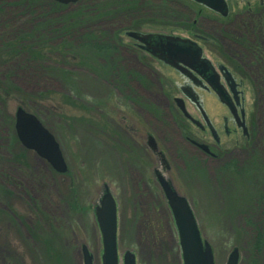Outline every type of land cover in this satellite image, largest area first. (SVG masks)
Listing matches in <instances>:
<instances>
[{"label":"rangeland","instance_id":"1","mask_svg":"<svg viewBox=\"0 0 264 264\" xmlns=\"http://www.w3.org/2000/svg\"><path fill=\"white\" fill-rule=\"evenodd\" d=\"M128 1L137 2L139 11L135 16L141 15V24L130 28L143 32L153 30L155 26L151 22L156 23L153 20H158L156 11L159 10L150 8L158 1ZM163 3L167 7L166 14H174L177 10L178 16L187 8L193 11L200 8L201 13L195 16L197 22H200V15L211 17L208 25L215 37L224 43V48L230 53L240 54L235 43L221 36V29L214 19L217 15L210 10L189 0H167ZM227 3L231 14L242 0H227ZM119 20L115 24L101 22L96 27L107 33L120 29L122 45H130L132 42L124 32L130 21L126 17ZM166 29L184 34L175 27ZM119 55L117 58L128 70H137V60L140 59L157 72L173 76L171 70L157 65L135 48L125 50L120 47ZM74 61L67 63L70 66L65 65L74 73L70 89L62 79L40 71L37 65L14 68L13 78L20 88L16 94H19L22 107L34 114L54 135L67 171H55L34 151L22 149L19 141L10 150L9 137L14 126L13 129L12 124L0 127V186L2 190L9 191L0 194V213H4L0 216V264H83L82 245L87 246L92 264H102L101 236L93 211L104 184L118 200L119 263L123 253L130 250L135 254L137 264H182L177 231L167 207L132 201L133 196L137 199L140 193L144 194L134 190L133 179L137 175H132L130 179V175L120 169L118 160L110 156L103 135L98 140L91 137V125L96 120L101 126L105 122L99 110L104 108L109 96L115 97L119 93L116 90L117 81L112 82L109 73L100 74L94 68L79 65L77 58ZM115 73L118 76L117 71ZM131 80L130 85L133 84ZM140 80L147 87H157L154 77L148 79L143 74ZM250 81L243 80L245 107L254 115L255 121V132L249 142L243 137H238L235 145L224 142L225 154L217 158L190 159L185 171L175 163L168 174L177 192L189 201L200 234L212 249L214 264H225L233 247L239 252L238 264H264V252L257 254L252 251L248 235V228L256 219L253 214L249 216L251 209L248 210V202L256 201L260 195H256L250 186L237 183V175L222 169L228 158L242 162L249 157L252 149L260 150L264 157V80L260 91H253ZM68 90L73 92L72 95ZM44 92H49L48 97H38ZM204 104L210 112H225L210 96L204 98ZM18 105V100L9 99L4 106L3 112L13 121ZM113 145L117 146L116 143ZM21 150L24 152L22 163L12 159L13 151ZM9 177L16 183L8 181ZM251 184L257 187L255 182ZM246 191H251L248 198ZM161 204H164L163 201Z\"/></svg>","mask_w":264,"mask_h":264},{"label":"flooded vegetation","instance_id":"2","mask_svg":"<svg viewBox=\"0 0 264 264\" xmlns=\"http://www.w3.org/2000/svg\"><path fill=\"white\" fill-rule=\"evenodd\" d=\"M189 1L217 15L214 19L221 29V36L235 43L240 54L230 53L215 37L208 25L211 17L200 15V22H197L195 16L201 13L200 8L197 12L188 8L191 10V24L152 23L155 26L153 30L141 33L187 38L190 41L186 43L188 46L199 48L200 60L192 65L179 62L173 66L152 55L144 48L146 44L143 42L129 37L132 43L122 45V40H118L120 47L144 52L157 65L171 70L173 76L157 72L140 59L137 60V70L124 67L129 79L116 89L119 93L115 97L109 96L104 108L99 110L103 114L104 125L101 126L97 120L91 125L92 139L98 140L103 135L109 154L118 160L120 169L130 175V179L137 175L133 179L134 190L144 194L140 193L137 199L133 196L131 200L150 206L165 205L171 217L158 175L174 188L168 176L173 164L178 163L185 171L190 159L217 158L225 154L224 142L235 145L238 137L249 142L255 132V121L254 115L245 107L243 80H252L253 91H260L264 80V0H242L231 14L225 0L228 7L226 15ZM169 27L181 29L184 34L172 33L166 29ZM119 63L123 67L121 59ZM143 74L148 79L154 77L157 87H147L140 80ZM130 79L133 80L132 85ZM206 96L214 98L225 112L208 111L204 104ZM240 122H244L246 132H243ZM105 186L107 184L103 185L102 192ZM112 195L118 205L117 197ZM179 260L182 263L181 253Z\"/></svg>","mask_w":264,"mask_h":264},{"label":"trees","instance_id":"3","mask_svg":"<svg viewBox=\"0 0 264 264\" xmlns=\"http://www.w3.org/2000/svg\"><path fill=\"white\" fill-rule=\"evenodd\" d=\"M156 3L150 8L153 11L159 10L156 11L158 20H153L156 21L155 24H191V10L188 8L179 12L180 16H178L177 10H171L174 14H166L165 3ZM137 11H139L137 2L128 0H78L73 4H61L54 0H0V125H2L0 127L12 124L13 129L12 117L3 112L5 103L9 99H16L19 104H23L19 94H16L20 88L13 78L14 68H30V65H37L40 71L47 72L56 79H62L70 89L74 73L65 68V65L77 58L79 65L87 69L94 68L100 74L109 73L112 82L117 81V88L123 86L129 78L125 75L127 70L119 66L120 58H117L120 56L118 40L121 39V30L107 33L106 30L96 26H100L101 22L115 24L120 21L119 19L126 17L130 22L125 30L131 29L130 27H134L135 24H141L139 20L141 15L135 16ZM159 14L162 19L159 18ZM199 14L196 13V16ZM197 29H200L199 25ZM68 92L70 95L73 93L71 90ZM48 94L49 92L40 93L38 97L46 98ZM12 132L9 137L10 150L15 143H18L14 129ZM250 151L249 157L242 162L228 158L222 164V169L237 175L239 177L237 183L245 187L250 186L255 190L256 195H260L256 201L248 202V210H252L249 216L252 217L253 214L256 219L251 226L248 224L247 228L250 226L248 235L249 243H252V251L262 254L264 252V157L260 154L262 153L260 150ZM23 153L22 150L13 151L12 159L22 163ZM8 181L16 183L10 177ZM252 182H255L257 187L253 186ZM1 188L0 186V194L7 193V189ZM248 194L251 195V191L247 192L246 197ZM3 215L4 213L1 212L0 216ZM259 260L260 257L257 262Z\"/></svg>","mask_w":264,"mask_h":264},{"label":"water","instance_id":"4","mask_svg":"<svg viewBox=\"0 0 264 264\" xmlns=\"http://www.w3.org/2000/svg\"><path fill=\"white\" fill-rule=\"evenodd\" d=\"M54 1L68 4L75 3L78 0ZM194 1L206 5L222 15L227 14L225 0ZM126 34L146 44L144 46L145 49L170 65L176 66L179 62L192 65L200 60L199 48L193 49L186 44L190 42L189 39L136 31H128ZM191 44L193 43L191 42ZM218 95H222L220 91H218ZM240 125L243 128V132H246L244 122H240ZM14 127L18 140L26 149L33 150L38 156L47 160L56 171L64 172L66 170V165L54 135L34 114L18 106L15 110ZM158 176L173 216L183 264H214L211 247L207 241L201 238L189 203L170 186L167 180L161 175ZM94 214L102 242V264H120L116 243V204L107 188L102 194L99 203L95 206ZM82 256L83 264H92L91 255L85 245L82 246ZM238 258V249L233 247L227 256L225 264H238ZM121 262V264H136L134 253L130 250L125 251Z\"/></svg>","mask_w":264,"mask_h":264}]
</instances>
